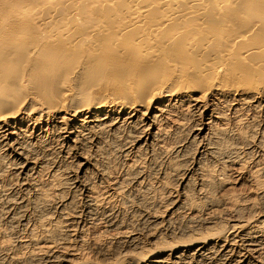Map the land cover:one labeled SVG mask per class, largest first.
Instances as JSON below:
<instances>
[{
    "label": "bare ground",
    "instance_id": "1",
    "mask_svg": "<svg viewBox=\"0 0 264 264\" xmlns=\"http://www.w3.org/2000/svg\"><path fill=\"white\" fill-rule=\"evenodd\" d=\"M216 100L229 104L233 117H236L233 127L237 125L241 128L247 124L251 128L246 125L249 132L262 127L260 134L255 133L254 129L252 134L246 133V129L239 130V133L237 131V145L251 151L253 144L258 142L257 146L264 148V123L258 120L262 117L264 121V0H0V142L7 146L12 143L10 145L17 157H31L34 161L39 158L44 165L50 162L52 153L40 156L33 145L24 141L27 134L23 127L28 123L44 131L43 128L49 127L52 121L60 125L56 127L64 134L59 138L68 143L73 142L80 148L86 147L90 141H96L99 145L96 151L102 152L101 141L110 139L114 148L122 152L133 143L132 149L139 156L143 145L137 146L148 131L146 142L151 141L152 147L159 145L157 148L166 152V155L170 152L181 156L185 147L180 146V143L167 145L166 140L178 134L177 131H183L187 121L190 127L188 119L191 120L196 114L201 116L200 111H205ZM221 109L214 110L216 120L214 115H209L208 122L199 125V129L196 128L200 122H195L196 126L191 127L193 131L190 129L192 132L186 130L191 132L188 136L191 139L186 137V140H191L193 145L198 137L209 136L210 140L214 139L209 154L227 158L237 146H234L235 140L231 141L233 146L230 140L227 141V136L230 137L228 131H232L227 130L230 123L225 127L218 124L227 121ZM249 115L253 118L250 123L247 121ZM204 137V140L208 139ZM252 154L250 152V157ZM242 157L239 156L240 159ZM237 161L232 163L237 164ZM261 161L253 167L255 179L260 176L258 174H264V160ZM135 163L136 166L130 167V170H136L135 167L139 169ZM82 166L79 168L83 169ZM24 169L29 172L33 168L27 165ZM200 169L199 166L203 176V180H200L209 182L207 179L211 177L208 171ZM262 181H257L253 190H263ZM259 193L264 208V190ZM97 198L96 192L90 197L95 204L99 200ZM207 201L210 202V199ZM247 210H239V215L227 214L233 219L229 224V236L248 231V226L242 222L243 218L246 219L243 216L248 215H244ZM67 213L61 215L69 217ZM248 220L255 222H247L252 225L251 233H264V221ZM187 229L182 228L184 234L191 232V229ZM223 231L214 232L218 239L226 241L228 237L224 236ZM213 236L201 239L192 237L195 240H190L183 247L169 248L172 262L152 252L139 263L186 264L181 261V250L192 247L196 248L195 253L199 256L196 257H208L211 252L208 243H211ZM249 242L253 250H258L253 240ZM93 245L98 253L106 250L99 239ZM244 247H247L246 244ZM169 249L164 247L166 251ZM190 261L193 262L192 259Z\"/></svg>",
    "mask_w": 264,
    "mask_h": 264
},
{
    "label": "rangeland",
    "instance_id": "2",
    "mask_svg": "<svg viewBox=\"0 0 264 264\" xmlns=\"http://www.w3.org/2000/svg\"><path fill=\"white\" fill-rule=\"evenodd\" d=\"M219 101L220 102L216 100L215 103L210 104L205 111L200 108V110H202H199L200 113H202L201 116L200 114H196L197 116L193 115L191 120L190 118L188 119L190 127L187 121V125L182 129L183 131H177L178 134L170 136L166 140L167 145L172 146L180 143V146L185 147V151L181 156H176V154H174V156L173 153L170 154V152V155L168 153L166 155V152H162L157 148L159 145L153 146V148V143L151 141L148 140L146 142L148 131L144 134V138L142 137L140 144L137 146L140 147L143 145V148L141 147V155L139 156H136L135 150L132 149L134 147L133 143L129 145L130 147L128 146L129 150L125 149L126 151L124 150L122 152L114 148L115 145L113 146L110 139L102 140L104 142L101 141L102 152H99L100 150L96 151L99 149V145L96 141H90L87 143L86 147L80 148L73 142L68 143L62 140V138H59L64 134L58 129L60 125L53 121L48 125L49 127L43 128L44 131H40L36 126L29 125L28 123L23 127L27 134L24 141L33 145L36 153L40 156L52 153L50 155H52L53 158L50 157L49 165H44L39 158H37L35 162L31 157H17L10 145L12 143L8 144V146L11 147L9 148L7 144L0 142V264H86L87 262H89L87 264H138L143 257L152 252L159 254L161 258L164 257V260L166 259V261L170 260V262H172L173 258L172 256L170 257L169 253L171 250L169 248L176 246L183 247L192 240L213 235V242L211 241V243H208L211 247V252L208 257L201 258V260L195 253L196 248L192 247V249L181 250V254L183 251L181 261L186 264L191 262L190 259L193 261L190 264H228L229 262H231V264H264V233H251L252 225L250 224L255 222H249L248 220L250 218L255 221H264V213L262 212L264 208L261 204V196H259V192H262L264 189L260 191L253 190L257 181H264V174H258L260 175L257 176L258 180L255 179L253 175V167L256 166V162L259 163L261 160H264V151H261L264 150V148L260 145L257 146L258 142H255L254 144L256 146L253 144L251 147L254 151L253 153L252 150H244L243 146L242 149V147H240L241 145H237L238 142H236V135L239 133V130L246 129L245 132L247 131L250 134L254 131L255 133H261L262 127H259V129L257 127L255 129L253 128L254 131H252V129L250 132L248 130L251 128L247 124L246 125L249 127L248 130L246 125L241 128L237 125L233 127L232 125L236 124V117H233L234 113L230 110L229 104H225L222 100ZM219 107L222 108L221 113L224 118H227V121L224 120V123L218 122V124H221V127H225V125L227 126V124L230 123L227 130L232 131H228L230 137L229 135L227 136V141L230 140V142H233V140H235V142H233L234 146L236 145L237 148H240L237 149L235 146L236 152L233 151L234 154L238 153V156L231 154L233 152L230 153L231 157L234 156L233 158L230 157V154L227 158H224L226 156L218 157L209 154L214 144V139L212 138L210 140L209 136H205L208 139L204 136L198 137V140L196 139V144L192 143L193 145L190 143L191 140L188 139H191V137L188 136L193 131V126H196L195 122L197 124L200 122L197 128L195 127L199 129L203 123L208 122L210 119L209 115H214L216 120V113L214 110H219ZM225 107L226 109L228 108V111H226ZM178 111L180 112V109ZM212 111H214L213 114ZM225 113L227 115H224ZM250 116L251 115L247 116V121L249 123L253 120L252 116ZM255 119L254 117V120ZM258 120L261 124L264 123L262 117L258 118ZM44 124L48 123L45 122ZM222 124L224 126H222ZM57 125L58 127H56ZM53 126L55 130H52ZM234 128L236 129L234 130ZM46 130L49 132L47 133ZM186 130L191 132L188 133L189 131ZM178 135L180 137L182 135V139ZM39 137L43 138L38 139ZM184 137L185 139H183ZM186 137H188L187 140ZM203 137L206 140H204ZM232 142L231 144L233 146ZM108 143L112 147L109 146ZM45 148H48L47 150L49 153ZM250 152L251 154L253 153V157L252 155L250 157ZM255 152L258 153L256 154ZM125 153L127 155H125ZM152 154H155V156ZM239 156L243 157L240 159ZM254 157H256V159ZM236 159H238V161ZM51 160H54V163H51ZM133 160H136L135 162H137V167H139L140 170L136 167V170H130V167L136 166V163L132 162ZM227 160H229V162L232 160L233 163L237 161V164H233L232 161L229 163ZM243 160L245 164L242 162ZM83 164L84 166H82ZM27 165H29V168H33L29 170V172L24 169ZM241 165L243 168L240 167ZM81 166L83 169L79 168ZM199 166L202 170L206 169V172L208 171V174H210L211 178L209 177L210 179H207L209 182L211 181L210 183L202 181L203 176L202 173L200 174L199 172ZM229 169L232 170L230 171ZM235 170L238 171L235 172ZM229 176L231 177L229 178ZM251 177L254 178L252 179ZM124 178L126 179L124 180ZM189 178L191 180H188ZM231 178L234 179V181ZM250 179H252V181ZM118 182L120 184L122 182L121 186ZM201 182L204 183V186H202ZM117 186H120L119 188L122 189L117 188ZM117 189L119 190L117 191ZM93 192H96V196H98L97 200L99 199L96 204H100V206H97L90 199L94 194ZM47 194L49 196H47ZM209 199L210 202L207 201ZM233 200H236V202L234 203ZM228 202L229 204L227 206ZM194 203H198V205ZM243 208H248L252 211H245L246 214L244 213V215L248 214V217L243 216L246 219L243 218L245 221L242 220V222L248 226V231L246 230L237 235L229 236L231 235L229 232L231 225L229 224L233 221L230 215H239L238 211L243 210ZM62 211L64 213L68 212L66 216L69 217L65 218L64 214L61 215V213H63ZM253 212L258 213V216ZM228 213L230 215H227ZM259 213L262 214V217ZM252 215H254L253 218ZM209 219L210 221H208ZM205 221L209 223H204ZM215 221H217V223ZM247 222L250 224H247ZM184 227L186 229H191V232L188 231L184 234L182 231V228L185 230ZM221 230H224V236L227 235L228 241H225V239L220 240L216 237L215 233L218 231L221 232ZM180 232H182V234ZM246 232L250 233V235ZM186 233L189 236H187ZM207 233L208 235H206ZM95 236L97 240L99 239L101 245L105 247V251L101 250V253H98L95 250V245H93L94 242L97 241ZM236 240L238 242H236ZM252 240L258 250H253V248L249 246V241ZM232 242H236L233 247ZM257 242H259V244ZM245 244L247 247H244ZM164 247L166 250L169 249V251L164 250ZM229 248L230 252L227 251ZM232 251L234 252L232 253ZM164 252H167V254ZM224 253H226L227 256ZM257 255L259 257H257ZM221 256L223 258L225 256L224 261Z\"/></svg>",
    "mask_w": 264,
    "mask_h": 264
}]
</instances>
